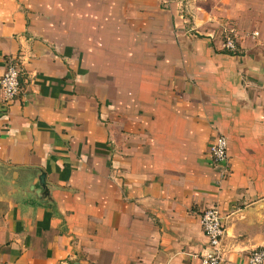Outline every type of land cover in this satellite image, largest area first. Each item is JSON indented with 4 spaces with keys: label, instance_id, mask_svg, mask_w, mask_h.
<instances>
[{
    "label": "crops",
    "instance_id": "0c3cea01",
    "mask_svg": "<svg viewBox=\"0 0 264 264\" xmlns=\"http://www.w3.org/2000/svg\"><path fill=\"white\" fill-rule=\"evenodd\" d=\"M11 58L0 163L30 178L0 264H198L209 207L223 264L264 249V0H0Z\"/></svg>",
    "mask_w": 264,
    "mask_h": 264
},
{
    "label": "built area",
    "instance_id": "2783aa9c",
    "mask_svg": "<svg viewBox=\"0 0 264 264\" xmlns=\"http://www.w3.org/2000/svg\"><path fill=\"white\" fill-rule=\"evenodd\" d=\"M222 37L223 49L228 52L236 51V29L232 27L223 29ZM21 74L20 65L16 59L11 58L0 77V92L5 103L13 101L21 93ZM208 152L215 163H226L228 159L226 138L223 135L216 136L210 143ZM200 225L206 238L208 250L198 258V264H223L221 242L224 235V225L218 209L216 207L205 209L200 215ZM244 264H264V249L257 248L251 251Z\"/></svg>",
    "mask_w": 264,
    "mask_h": 264
},
{
    "label": "rangeland",
    "instance_id": "374dc122",
    "mask_svg": "<svg viewBox=\"0 0 264 264\" xmlns=\"http://www.w3.org/2000/svg\"><path fill=\"white\" fill-rule=\"evenodd\" d=\"M28 178L29 173L22 172L20 175L18 170L0 163V217L6 209L5 202L24 197Z\"/></svg>",
    "mask_w": 264,
    "mask_h": 264
},
{
    "label": "trees",
    "instance_id": "16d2710c",
    "mask_svg": "<svg viewBox=\"0 0 264 264\" xmlns=\"http://www.w3.org/2000/svg\"><path fill=\"white\" fill-rule=\"evenodd\" d=\"M21 78H22V76H20V83H21ZM21 89H22V83H21Z\"/></svg>",
    "mask_w": 264,
    "mask_h": 264
},
{
    "label": "water",
    "instance_id": "95a60500",
    "mask_svg": "<svg viewBox=\"0 0 264 264\" xmlns=\"http://www.w3.org/2000/svg\"><path fill=\"white\" fill-rule=\"evenodd\" d=\"M256 249H257V248H256ZM253 250H255V249H252L251 251H253ZM222 251H223V249H222ZM251 251H250V252H251ZM250 252H249V253H250Z\"/></svg>",
    "mask_w": 264,
    "mask_h": 264
}]
</instances>
